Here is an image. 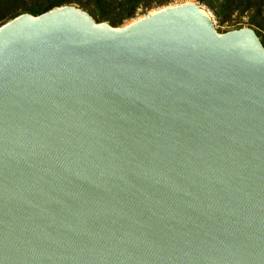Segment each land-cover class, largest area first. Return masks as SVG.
Masks as SVG:
<instances>
[{
	"label": "water",
	"instance_id": "water-1",
	"mask_svg": "<svg viewBox=\"0 0 264 264\" xmlns=\"http://www.w3.org/2000/svg\"><path fill=\"white\" fill-rule=\"evenodd\" d=\"M0 264H264L256 31L192 0L0 26Z\"/></svg>",
	"mask_w": 264,
	"mask_h": 264
},
{
	"label": "trees",
	"instance_id": "trees-1",
	"mask_svg": "<svg viewBox=\"0 0 264 264\" xmlns=\"http://www.w3.org/2000/svg\"><path fill=\"white\" fill-rule=\"evenodd\" d=\"M173 1L176 0H0V26L23 13L38 16L55 7L76 4L88 11L97 22L107 21L113 27H119L136 17L139 9L147 12ZM195 1L213 10L221 26L230 22L234 25L236 17L240 20L247 18L246 23L256 31L264 45V0ZM237 24L235 28H242Z\"/></svg>",
	"mask_w": 264,
	"mask_h": 264
},
{
	"label": "rangeland",
	"instance_id": "rangeland-1",
	"mask_svg": "<svg viewBox=\"0 0 264 264\" xmlns=\"http://www.w3.org/2000/svg\"><path fill=\"white\" fill-rule=\"evenodd\" d=\"M185 1L176 0V1L171 2L170 4L178 3V2H185ZM192 1H195V0H192ZM195 2H197V1H195ZM201 5L204 6V8L211 13L213 19L216 20V23H217L216 27H217V29H220V33H223V32L229 31V30H233V29H237V28H235L237 23H238L237 25H241V27H249V25L246 23L247 18H245V17H243L241 20L236 17L233 20V24L234 25H232L231 22H230V23H227V24L221 26V25H219L218 19H217L216 15L214 14L213 10H211L209 7H207L204 4H201ZM161 7H163V6H161ZM155 10H157L156 7L148 10L147 12H144L143 9H139L138 12H137V16L134 17L133 19L127 20L122 26L129 25L130 23H132L133 21L137 20L138 18H141V17L145 16L146 14H148L149 12H152V11H155ZM238 21H241V22H238Z\"/></svg>",
	"mask_w": 264,
	"mask_h": 264
},
{
	"label": "bare ground",
	"instance_id": "bare-ground-1",
	"mask_svg": "<svg viewBox=\"0 0 264 264\" xmlns=\"http://www.w3.org/2000/svg\"><path fill=\"white\" fill-rule=\"evenodd\" d=\"M155 11H156V10H155ZM204 11H206V13L209 14V15L212 17V15L209 13V11H207L205 8H204ZM152 12H154V11H152ZM141 18H142V17H141ZM212 18H213V17H212ZM213 20H214V19H213ZM133 22H134V21H133ZM133 22H132V23H133ZM130 24H131V23H130Z\"/></svg>",
	"mask_w": 264,
	"mask_h": 264
},
{
	"label": "built area",
	"instance_id": "built-area-1",
	"mask_svg": "<svg viewBox=\"0 0 264 264\" xmlns=\"http://www.w3.org/2000/svg\"><path fill=\"white\" fill-rule=\"evenodd\" d=\"M214 22H215V25H216L217 23H216V20H215V19H214ZM216 26H217V25H216Z\"/></svg>",
	"mask_w": 264,
	"mask_h": 264
}]
</instances>
